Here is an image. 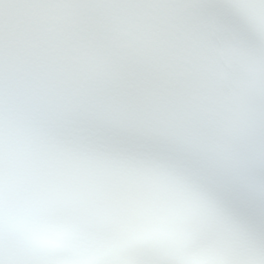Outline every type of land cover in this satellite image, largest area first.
<instances>
[{
  "label": "snow or ice",
  "instance_id": "snow-or-ice-1",
  "mask_svg": "<svg viewBox=\"0 0 264 264\" xmlns=\"http://www.w3.org/2000/svg\"><path fill=\"white\" fill-rule=\"evenodd\" d=\"M0 264H264V0H0Z\"/></svg>",
  "mask_w": 264,
  "mask_h": 264
}]
</instances>
